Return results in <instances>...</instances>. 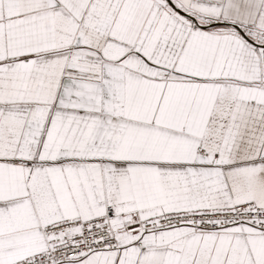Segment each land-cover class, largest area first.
Returning <instances> with one entry per match:
<instances>
[{"label":"snow or ice","instance_id":"1","mask_svg":"<svg viewBox=\"0 0 264 264\" xmlns=\"http://www.w3.org/2000/svg\"><path fill=\"white\" fill-rule=\"evenodd\" d=\"M0 264H264V0H0Z\"/></svg>","mask_w":264,"mask_h":264}]
</instances>
